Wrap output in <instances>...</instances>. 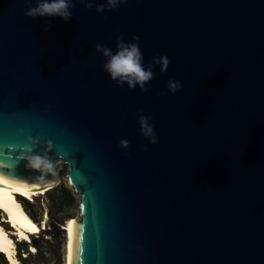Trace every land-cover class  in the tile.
Listing matches in <instances>:
<instances>
[{
	"label": "water",
	"instance_id": "1",
	"mask_svg": "<svg viewBox=\"0 0 264 264\" xmlns=\"http://www.w3.org/2000/svg\"><path fill=\"white\" fill-rule=\"evenodd\" d=\"M73 2L65 22L0 0V192L53 180L23 160L47 151L78 197L70 264H264V0ZM118 34L145 69L168 57L148 93L103 70L95 46L115 53Z\"/></svg>",
	"mask_w": 264,
	"mask_h": 264
},
{
	"label": "clouds",
	"instance_id": "2",
	"mask_svg": "<svg viewBox=\"0 0 264 264\" xmlns=\"http://www.w3.org/2000/svg\"><path fill=\"white\" fill-rule=\"evenodd\" d=\"M77 2L84 5L87 9H92L94 6V0H77ZM128 0H106L105 3H101L95 6L97 13H103L107 10H115L121 5H126ZM25 4L28 6L25 15L30 18L37 17H60L65 22L72 18V11L75 7L73 0H37L36 6L31 7V0H25ZM51 27L50 21L45 22L44 31H48ZM139 36H134V41H139ZM116 52L113 53L110 48L104 47L101 44H96L95 50L106 57L105 63L102 68L108 73L111 81L115 82L117 86H123L127 84L129 89H135L139 87L140 92L148 93L149 87L145 85L149 84L154 79L153 68L156 65L160 66L161 73L166 72L169 67V59L166 55L153 57L151 63L144 67V57L141 52L138 43L131 42L125 43L123 40V34H118L116 40ZM181 82L178 80H168L167 91L169 93H176L181 89ZM142 111V110H141ZM139 132L146 138L150 144L155 145L159 142L158 137L154 132V125L150 123L151 117L145 115H139ZM29 143L33 148L40 144L39 138H29ZM52 142L47 141V148L51 150ZM120 147L127 150L129 142L126 139L120 141ZM143 151H147V146L142 147ZM23 160L26 161V166L35 170H38L42 175L38 179H44L47 174L55 175L54 163L48 158V152L35 153L31 151L23 155Z\"/></svg>",
	"mask_w": 264,
	"mask_h": 264
},
{
	"label": "bare ground",
	"instance_id": "3",
	"mask_svg": "<svg viewBox=\"0 0 264 264\" xmlns=\"http://www.w3.org/2000/svg\"><path fill=\"white\" fill-rule=\"evenodd\" d=\"M60 180L59 172L55 173L53 180L43 183L41 185L10 192H0V252L7 257L10 264H17L15 253V241H27L30 234H35L43 227V222L39 223L33 220L23 209L20 201L16 198L17 195L25 199L32 200L34 196L44 193L45 189L52 186ZM75 218L71 217L63 228L68 232L67 241V264H70V243H71V224ZM5 222L11 227V231H6L2 226ZM14 235L16 239L11 237Z\"/></svg>",
	"mask_w": 264,
	"mask_h": 264
},
{
	"label": "rangeland",
	"instance_id": "4",
	"mask_svg": "<svg viewBox=\"0 0 264 264\" xmlns=\"http://www.w3.org/2000/svg\"><path fill=\"white\" fill-rule=\"evenodd\" d=\"M57 171L60 175V182L63 181V174L66 169L63 163L60 161L56 164ZM76 195V194H75ZM77 196V195H76ZM78 198V197H77ZM19 200H22V197H19ZM29 203H32L31 208L39 213L40 219L39 223L43 222V227L41 230L35 234H30L29 244L26 246V249L20 250L19 254L21 257H27V261L22 262L21 264H67V241H68V232L63 228L64 224L67 223L68 219L71 217H75L76 215V205L78 199L75 201V205H73L68 212V219L63 221V225H59L57 228L53 227L50 223L48 214L46 213V199L45 194L40 193L33 197L32 200L26 199ZM1 216V214H0ZM44 230L49 232H44ZM19 242V241H18ZM32 242H35L39 247H47L45 252H40L37 256H33L34 248ZM17 243V241H15ZM29 252V254L27 253ZM17 247L15 244V253L14 256L17 258ZM7 259V257H6ZM10 264L9 261H7ZM17 264H20L17 259Z\"/></svg>",
	"mask_w": 264,
	"mask_h": 264
},
{
	"label": "trees",
	"instance_id": "5",
	"mask_svg": "<svg viewBox=\"0 0 264 264\" xmlns=\"http://www.w3.org/2000/svg\"><path fill=\"white\" fill-rule=\"evenodd\" d=\"M46 199V213L48 214V218L53 227L57 228L59 225H63V221L68 219V212L71 207L75 205V201L77 196L71 190L70 187L64 184V182L58 183L56 186L47 189L45 192ZM24 211L35 221H39L40 212L37 213L31 208V204L25 198L22 197L20 201ZM46 230H44L45 232ZM49 232V231H46ZM30 244V241H19L16 243L17 247V259L19 263L27 261V257H21L19 254L20 250L26 249V246ZM34 253L33 256H37L41 251L45 252L47 247H39L35 242H32ZM29 254V252H27ZM7 259L3 253L0 252V264H8Z\"/></svg>",
	"mask_w": 264,
	"mask_h": 264
},
{
	"label": "snow or ice",
	"instance_id": "6",
	"mask_svg": "<svg viewBox=\"0 0 264 264\" xmlns=\"http://www.w3.org/2000/svg\"><path fill=\"white\" fill-rule=\"evenodd\" d=\"M0 250H2V249H0Z\"/></svg>",
	"mask_w": 264,
	"mask_h": 264
}]
</instances>
